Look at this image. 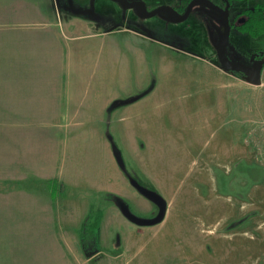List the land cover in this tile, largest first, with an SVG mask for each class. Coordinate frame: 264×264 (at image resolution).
<instances>
[{
	"label": "rangeland",
	"instance_id": "rangeland-1",
	"mask_svg": "<svg viewBox=\"0 0 264 264\" xmlns=\"http://www.w3.org/2000/svg\"><path fill=\"white\" fill-rule=\"evenodd\" d=\"M88 8L0 0V85L33 87L13 108L0 95V264H264V69L259 85L224 71L198 11H72ZM231 43L264 51V33ZM14 110L59 115L24 123L57 155L47 179L10 163ZM140 187L164 200L160 221Z\"/></svg>",
	"mask_w": 264,
	"mask_h": 264
},
{
	"label": "water",
	"instance_id": "water-1",
	"mask_svg": "<svg viewBox=\"0 0 264 264\" xmlns=\"http://www.w3.org/2000/svg\"><path fill=\"white\" fill-rule=\"evenodd\" d=\"M94 1L89 0V8L86 10H72L76 14H85L94 12ZM117 2L122 9H135L136 15L141 19H148L161 12L167 13L164 18L171 23H180L186 20L191 9L194 6H199V9L211 14L213 16L210 19L211 24L215 27L217 37L213 39L210 35L209 39L215 48L217 59L221 67L230 72L241 73V77L252 85H259L261 83V73L264 60H257L250 66L244 65L239 62V56L234 57V61H231L226 55V46L230 35V24H229V2L225 1V6L220 7L213 3L211 0H191L183 13H179L168 5H160L151 10L147 9L146 3L143 0H112ZM71 6V4H69ZM218 24V25H216Z\"/></svg>",
	"mask_w": 264,
	"mask_h": 264
},
{
	"label": "crops",
	"instance_id": "crops-1",
	"mask_svg": "<svg viewBox=\"0 0 264 264\" xmlns=\"http://www.w3.org/2000/svg\"><path fill=\"white\" fill-rule=\"evenodd\" d=\"M27 69L28 68H26V70ZM26 72H29V71H26ZM230 74L234 75L233 73H230ZM238 77H241V76H238ZM48 86L49 85H45L44 87L42 86L41 91L39 93L36 92L38 91V88L35 89V94L39 98L41 97V95H43V93L45 96H48V93H47V90L49 89ZM220 86L222 87L221 84ZM0 90L7 91V93L2 92L0 93V95L4 98H8L10 108L11 107L13 108L16 105V100H19L22 98L33 99V92H30V90H33V87L31 88L26 87L20 83L9 82L8 85L1 86ZM103 108L104 107L102 106L101 111H103ZM232 111H233V116H235V110H232ZM223 112H224V107L222 108V113ZM105 114H106V110H105ZM32 116H37V117H32ZM58 116L59 115L57 113L56 115L50 116V117H43L40 114L28 116L26 114H18L14 110V113L10 114L9 117L5 119L10 123H15L13 125L12 124L9 125V131H8V139L10 143V150H9L10 158L9 159H10L11 165H13V163L15 162L16 164L24 166L25 170H32V171L37 172V177L35 178H38L40 180H43L45 178L47 179V175L44 170H46L47 167H51V169H54V167L57 165L56 164L57 155L56 156L53 155L54 157H52V160L50 161L49 156H46V153L44 152V150L41 151V149L39 148L38 138L40 137L36 139H32L33 137L28 136L31 130H33V126H28L24 123H29L30 121H34V122L54 121L55 119L58 118ZM236 116L237 118H239L240 113L237 112ZM57 141H58V138H57ZM27 167H29V169ZM24 175L28 177L29 173L25 172ZM54 176L55 174H53L51 178H53Z\"/></svg>",
	"mask_w": 264,
	"mask_h": 264
},
{
	"label": "flooded vegetation",
	"instance_id": "flooded-vegetation-1",
	"mask_svg": "<svg viewBox=\"0 0 264 264\" xmlns=\"http://www.w3.org/2000/svg\"><path fill=\"white\" fill-rule=\"evenodd\" d=\"M129 1H134V0H129ZM144 1V0H143ZM191 0H170V2H167V3H159V4H153L151 6H147V9L148 10H151L157 6H160V5H168L170 7H172L173 9H175L176 11H178L179 13H183L185 8L187 7L188 3L190 2ZM213 2V0H211ZM221 1V4H217L215 2L216 5L220 6V7H224L225 6V1L226 0H220ZM228 1V0H227ZM244 1V0H243ZM114 2V1H113ZM229 2V1H228ZM242 2V1H241ZM259 2V1H258ZM117 3V2H115ZM237 2H233V3H230L229 2V24H230V35H229V40H228V43H227V46H226V55L228 56V58L231 60V61H234V57L236 55L239 56V62L244 64V65H247V66H250L253 62L257 61V60H261L263 59L264 60V51L261 50V49H254V50H251L249 51L248 53H244V52H240L237 47L231 43V33L233 30H236L235 29V26L241 24L242 22H245L246 21V17L245 15L243 14H240V15H237L242 9L244 8H248V7H252L253 5L251 6H246V7H243L241 8L240 10L238 11H234L233 12V9H234V6L236 5ZM257 3V2H255ZM200 5L199 6H194L192 10H195V11H198L201 13L202 15V20L203 22L205 23V29H206V33H207V36H208V39H209V36L211 35L213 37V39H215L217 37V32L215 30V27L211 24L210 22V19L211 17L213 16V12H211V14H208L207 12L203 11L202 9H199ZM127 10H133L135 13V9H127ZM190 11V13H191ZM189 13V14H190ZM87 14V13H85ZM159 16L160 19L166 21V22H169L167 21L164 17L167 16V13L165 12H161L160 14H157ZM156 16V15H155ZM189 16V15H188ZM138 17V16H137ZM139 18V17H138ZM188 18V17H187ZM186 18V19H187ZM141 19V18H140ZM149 19V18H148ZM206 21V22H205ZM171 23V22H170ZM218 25V24H216ZM210 41V39H209ZM212 44V43H211ZM214 47V46H213ZM264 69V63H263V66H262V70ZM240 76H241V73H238ZM262 74V73H261Z\"/></svg>",
	"mask_w": 264,
	"mask_h": 264
},
{
	"label": "trees",
	"instance_id": "trees-1",
	"mask_svg": "<svg viewBox=\"0 0 264 264\" xmlns=\"http://www.w3.org/2000/svg\"><path fill=\"white\" fill-rule=\"evenodd\" d=\"M230 3L241 2L243 0H228ZM243 14L246 17V21L235 26V29L241 35H247L250 38H258L264 33V1L257 2L252 7L242 9L237 15ZM230 72V71H228ZM233 73L236 76H240L238 73ZM124 104L122 101H115L113 105L119 106ZM142 194H144L149 200L159 206V214L149 222H158L162 219L164 214V200L155 191L149 190L144 187H140ZM140 221V220H138Z\"/></svg>",
	"mask_w": 264,
	"mask_h": 264
}]
</instances>
